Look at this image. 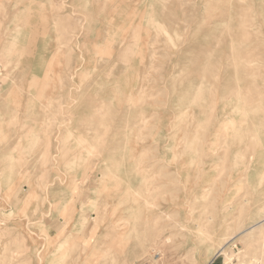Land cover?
Returning a JSON list of instances; mask_svg holds the SVG:
<instances>
[{"label": "rangeland", "instance_id": "374dc122", "mask_svg": "<svg viewBox=\"0 0 264 264\" xmlns=\"http://www.w3.org/2000/svg\"><path fill=\"white\" fill-rule=\"evenodd\" d=\"M113 2L102 0L93 12L104 17L95 36L82 10L58 0L56 49L43 77L23 73V50L12 49L9 67L1 62L0 99H10L11 137H0V145L11 144L17 177L0 200V232L10 234L14 225L28 161V176L40 183L29 186L22 213L45 203L40 193L49 194L53 176L76 178L72 210L90 205L99 215L94 228L115 225L116 214L130 226V207H137L144 247L130 264H205L222 245L227 264H264V223L229 238L264 205V0H161L162 8H125L118 34L111 29L122 9ZM90 34V42L82 38ZM23 81L32 88L23 90ZM23 93L41 98L44 111L37 139L27 137L33 149L27 159L23 132L34 122L23 121ZM122 141L124 154L115 151ZM123 186L130 192L119 197ZM34 220L24 218V233L37 247L44 244L36 250L43 264L54 241L45 229L42 238ZM25 235L5 252L33 264ZM93 240L95 233L88 244ZM72 242L71 254L78 255ZM102 245H91L89 264H121ZM153 254L159 258L151 260Z\"/></svg>", "mask_w": 264, "mask_h": 264}, {"label": "crops", "instance_id": "0c3cea01", "mask_svg": "<svg viewBox=\"0 0 264 264\" xmlns=\"http://www.w3.org/2000/svg\"><path fill=\"white\" fill-rule=\"evenodd\" d=\"M67 1L68 8H78L79 10L83 11V13L81 14L82 20L86 21V25L88 24L95 28L94 32L96 33L95 36H97V29L98 27H100L101 30L104 17L100 15L94 16L93 12L98 13L97 10L101 7L100 2L102 0ZM113 1V3L116 2V4H114L116 5V7L120 4L118 8L122 9L120 11V14L117 15V20L114 23L115 28L111 29V32L116 31L117 34L119 26L123 25V23H121L123 21V17L125 16L123 9H156L162 8L163 6L159 4L161 0H131L130 3L126 5L125 0ZM114 5L112 4V6ZM58 8V0H0L1 68L4 67L1 62H3L4 64H8L5 65V67H9L11 65V56H13L12 49L15 48V50L19 52L23 50V73H33L37 77H43L48 66L49 58L53 56L56 49L55 30L60 17V14L57 10ZM89 14H91L93 17L89 18V16H87ZM92 18H94L93 21L91 20ZM152 21L154 24L162 23L157 17H153ZM82 38H86V40L90 42L91 34L89 39H87V37ZM97 44H102V41H99V43ZM39 83L42 84L41 82ZM48 87L49 86L46 85L43 88ZM29 88H32L29 86V82L23 81V90ZM122 88V83H120L117 89L122 92ZM9 100L7 99V97H2L0 99V137L6 138L7 136L9 138L8 141H10L11 137L10 130L7 127V121H9L10 118ZM43 112V102L41 98L35 99L23 93V121L27 122L30 120L34 122L33 128L30 132L27 131V129L25 132H23V138L26 137L25 139H23L24 159H27V153L33 150L30 149V145H28L29 141L31 143V140L27 139V137L35 135L34 138L37 139V131L39 128V124L37 123L41 118V113ZM115 151L117 153L124 154L125 148L123 141L120 145L116 146ZM11 153V144L6 145V143H4L0 145V174L2 175L0 179V200H5L7 190H9L8 187L13 184V182H15V177H17V171L14 170L12 166ZM117 159H119V161H115V164H117V166H119L120 163L122 164V166L119 168L120 173L122 174V172L124 173V160H121V157H118ZM18 167L20 168V166ZM28 168V161H23V187H20L19 193L16 198L20 202L18 208H16V218L11 222L14 225L9 227L11 231L10 234L12 233V235H5L6 230L0 232V264H23L22 256L17 257V255L15 254V256H13L12 258L10 254L5 252V248L7 246H10L12 249L15 248L13 243L16 238H19L21 241H23V234L25 235V217L35 219L34 221L38 223L36 227H38V232L41 234L42 238L43 231L45 229L47 232H50L51 238L54 241L53 245L50 246L51 253L47 255L43 264H89L91 263L90 256H86V253L89 252V249H91V245L93 244H95V247H99L101 246V244H103L102 247L109 250H115V254H118L117 256H115V259H117L116 263L119 262L121 264H130L139 257V255L141 254V245L139 244L140 241L138 235L139 233H141V230L140 226H138V222L136 221V217H139L138 213L136 214L137 216L135 215L137 208L134 210L130 207L131 213L129 211H126L129 212V217H133V219L135 218L134 222L133 220L131 221L130 226H124L122 224L124 218L123 214H121L120 216L116 214L117 216L115 215V225L113 224V221H106V223L100 224L98 228H94V226L91 224V221H93L99 215L95 214V212L91 210L90 205H86L85 209L83 210L80 209L81 206L77 205L76 208L78 210L74 212L72 210L74 200L71 191L76 184L75 177L67 176L62 180L60 179V177L55 179V177L53 176L52 178H50L51 182L48 192L49 194L47 195L45 193H40L41 197L43 199H46L45 203H39L37 206L35 203L32 208H29L25 211L27 212L26 214L25 212L22 213L21 209L19 208H21L22 204H25V201L31 195L30 192L32 190L29 186L37 185L38 183H40V178L36 177V175H32L31 177L28 176V173L26 172ZM30 168L33 169L36 167H34L33 165ZM101 179H103V177H101ZM97 180H100V178H98ZM105 180L108 181H105L107 184L111 182L108 179ZM129 181H131L133 185L137 184L134 178H129ZM116 182L119 183L118 180ZM98 183L100 182L97 181L96 184ZM121 183L123 184L122 180ZM99 190L102 191V189L100 188ZM91 191L92 193H94L97 191V188H90L89 192L91 193ZM125 191L129 192L130 190L128 188L124 189L123 186L121 188V194L119 195V197H121V195ZM123 202L124 198L119 200V204L122 205ZM35 210L37 211L35 212ZM257 211L258 208H256V210L254 211V215H250V217L253 216L252 223H250L251 220H249V223L245 225L246 227L240 231L241 233L239 232L240 234H247L259 227L261 228L264 223V219L259 220L255 218ZM126 215H128V213H126ZM254 225H257V228L251 229L250 227H253ZM93 233L97 235V240H93L89 245L88 241L90 240V236ZM128 233H130V235ZM25 236L26 242L29 243V251L32 254L31 258L33 264H37L38 257L36 255V250L37 248L43 247L44 244H42V246L38 245L37 247L36 245H34V243H32L27 235ZM262 238H264V236ZM74 240L78 243L77 248L81 249V253H79L78 255L77 253H74V255H72L70 251L71 247H73L72 241ZM219 248H221V246ZM84 249L86 250L85 252L83 251ZM124 249H126V255L124 253ZM154 254L151 256V260H157L159 258L155 257ZM220 256L221 253H219V251L217 250L205 264H227L225 258L222 259L220 258ZM253 264H261V260L256 261Z\"/></svg>", "mask_w": 264, "mask_h": 264}, {"label": "bare ground", "instance_id": "6f19581e", "mask_svg": "<svg viewBox=\"0 0 264 264\" xmlns=\"http://www.w3.org/2000/svg\"><path fill=\"white\" fill-rule=\"evenodd\" d=\"M262 82H264V81H262ZM231 100V99H230ZM241 101H242V98H241ZM263 101V100H262ZM243 102V101H242ZM264 103V102H263ZM230 104H232V103H230ZM262 106V110H263V105H261ZM234 109H235V106H234ZM238 110V109H237ZM234 111V110H233ZM239 111V110H238ZM247 111V110H246ZM243 112H245V111H243ZM105 113V112H104ZM231 116V115H230ZM231 118V117H230ZM233 118V117H232ZM264 120V119H263ZM233 121H236V120H233ZM231 122V121H230ZM231 123H233V122H231ZM264 123V122H263ZM229 125V124H228ZM233 125V124H232ZM234 127H235V125H234ZM260 127V126H259ZM234 129V128H233ZM116 132V131H115ZM258 134V133H257ZM96 144V143H95ZM137 164V163H136ZM113 174V173H112ZM114 175V174H113ZM262 175V174H261ZM263 176H264V172H263ZM114 177H115V175H114ZM114 180V179H113ZM263 180H264V178H263ZM263 180H262V182H263ZM115 181H117V180H115ZM118 183V182H117ZM260 184V183H259ZM262 184V183H261ZM130 189V188H129ZM260 190V189H259ZM264 190V189H263ZM262 190V191H263ZM124 191V190H123ZM130 192V191H129ZM264 192V191H263ZM257 201H259V200H257ZM137 208V207H136ZM139 210V209H138ZM138 212L136 211V213H135V215L137 214ZM137 216V215H136ZM138 217V216H137ZM137 217H136V219H137ZM139 218V217H138ZM256 219H259V220H262V219H264V205H261L259 208H258V211H257V213H256V217H255ZM138 220V219H137ZM264 222V221H263ZM262 223V222H261ZM257 225H254L253 227H250L251 229H253V228H257L256 227ZM249 228V229H250ZM250 229V230H251ZM247 230H248V228H247ZM249 230V231H250ZM245 231H246V229H245ZM244 232V231H243ZM241 233V232H240ZM238 234V233H235L234 234V232H232L231 233V235H230V239L231 238H236V237H238V236H240V235H242V234ZM207 234V233H206ZM212 237V236H211ZM210 239V238H209ZM222 240V239H221ZM211 241V240H210ZM213 241V240H212ZM205 242V241H204ZM226 242V241H225ZM235 242V241H234ZM235 244V243H234ZM142 246V245H141ZM236 246V245H235ZM65 247V246H64ZM66 249V248H65ZM42 250V249H41ZM225 245H222V247L219 249V253H221V254H223L224 252H225ZM57 253H59V252H57ZM56 253V254H57ZM226 254V253H225ZM219 255V254H218ZM228 257V256H227ZM233 260V259H232Z\"/></svg>", "mask_w": 264, "mask_h": 264}, {"label": "built area", "instance_id": "2783aa9c", "mask_svg": "<svg viewBox=\"0 0 264 264\" xmlns=\"http://www.w3.org/2000/svg\"><path fill=\"white\" fill-rule=\"evenodd\" d=\"M158 255V254H157Z\"/></svg>", "mask_w": 264, "mask_h": 264}]
</instances>
